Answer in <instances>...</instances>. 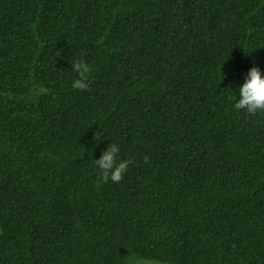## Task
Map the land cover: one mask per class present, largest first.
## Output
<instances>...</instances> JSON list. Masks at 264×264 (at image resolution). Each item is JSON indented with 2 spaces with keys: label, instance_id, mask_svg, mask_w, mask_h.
<instances>
[{
  "label": "trees",
  "instance_id": "1",
  "mask_svg": "<svg viewBox=\"0 0 264 264\" xmlns=\"http://www.w3.org/2000/svg\"><path fill=\"white\" fill-rule=\"evenodd\" d=\"M253 67L264 0H0V264H264Z\"/></svg>",
  "mask_w": 264,
  "mask_h": 264
},
{
  "label": "clouds",
  "instance_id": "2",
  "mask_svg": "<svg viewBox=\"0 0 264 264\" xmlns=\"http://www.w3.org/2000/svg\"><path fill=\"white\" fill-rule=\"evenodd\" d=\"M72 69L78 74L72 87L77 90L86 91L89 88V75L91 68L84 60H76L72 64ZM41 92L47 89L40 88ZM239 99L235 103L236 110H246L249 115L264 113V75L257 67H253L245 83L238 89ZM120 147L113 143L108 150L103 153L102 159L95 161L98 170V182L107 183L111 179L114 183L123 180L124 174L128 171L131 164L130 160L118 159ZM145 162L148 159L145 158Z\"/></svg>",
  "mask_w": 264,
  "mask_h": 264
},
{
  "label": "rangeland",
  "instance_id": "3",
  "mask_svg": "<svg viewBox=\"0 0 264 264\" xmlns=\"http://www.w3.org/2000/svg\"><path fill=\"white\" fill-rule=\"evenodd\" d=\"M147 264H156V263H147Z\"/></svg>",
  "mask_w": 264,
  "mask_h": 264
}]
</instances>
